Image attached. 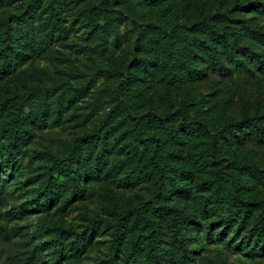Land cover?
Returning a JSON list of instances; mask_svg holds the SVG:
<instances>
[{
    "label": "rangeland",
    "instance_id": "1",
    "mask_svg": "<svg viewBox=\"0 0 264 264\" xmlns=\"http://www.w3.org/2000/svg\"><path fill=\"white\" fill-rule=\"evenodd\" d=\"M32 1L0 0V49L52 23L51 14L63 32L21 67L25 73H0V264H51L59 229L74 248L76 235L94 230L90 245L68 252L61 264H109V223L153 195L147 162L125 147L145 141L165 149L166 169L183 170L173 183L187 188L189 196H169L167 203L191 216L188 231L198 243L189 245V264H264V254L250 253L249 224L221 226L226 204L206 214L199 210L213 192L224 203L238 197L264 205V187L243 169H264V139L234 129V138L217 139L214 156L210 148L211 138L230 121L264 112V71L247 58L252 52L264 60V0H107V11L94 18L89 11L104 0ZM217 15L224 20L213 28L235 46L233 58L200 24ZM207 48L216 51L224 72L212 69ZM184 61L203 71L201 76L188 77ZM127 73L139 81L121 92L117 85ZM179 112L186 122L203 124L208 136L196 134L176 145L160 129L146 128L141 135L135 129L142 116L176 113L181 119ZM14 113L18 132L11 141L4 129ZM102 123L99 173L80 169L77 194L69 177L60 178L65 192L43 208L49 169L71 157L74 143ZM8 142L11 155L3 150ZM95 158L96 152L92 162ZM253 208L254 216H264V208ZM204 223L212 225V241ZM126 232L122 252L134 239L133 231ZM164 250L172 251L166 237ZM118 261L125 264L122 255Z\"/></svg>",
    "mask_w": 264,
    "mask_h": 264
},
{
    "label": "trees",
    "instance_id": "2",
    "mask_svg": "<svg viewBox=\"0 0 264 264\" xmlns=\"http://www.w3.org/2000/svg\"><path fill=\"white\" fill-rule=\"evenodd\" d=\"M34 4L36 1H32ZM109 1L104 0L98 7L92 8L89 11V17L94 18L101 15L102 12L107 11ZM244 10L246 7H240ZM254 11H250L249 14H253ZM53 21L50 24L44 25L35 33L26 32L21 34L15 39V42L6 44L4 48L0 49V73L6 70L15 74H23L26 69H21L29 60L41 56L47 47L49 39L57 34L60 36L63 30L57 23L58 19L54 14H51ZM50 18V17H49ZM224 20V16H206L200 24L206 32L208 38L214 42L215 46L221 50L228 58H233L235 46L228 43L225 36L219 34L214 28L213 23ZM231 23H242L241 21L228 20ZM51 26V27H50ZM7 41V40H6ZM208 57L210 59V65L213 70L224 72L226 69L218 61L216 51L210 52V49H206ZM247 58L257 64L261 71H264V60L255 53L250 52ZM137 62H132L135 66ZM188 61H184L183 66L185 73L188 77L196 78L201 76L200 72L194 69H190ZM139 79L136 76L126 74L125 79H122L117 89L121 92L131 91L136 82ZM181 119H178V115L166 114L156 117L155 115L142 116L141 122L135 124V129L139 135H141L146 128L160 129L164 131L165 135L176 145H181L183 140L189 137H194L196 134H206L208 131L203 124L196 121L186 122L182 112H179ZM18 113H14L12 120L5 126L6 131L10 136H13L11 141L16 140L18 132ZM264 112L257 111L252 117L242 116L239 121H230L229 124L222 128L220 132L216 133V138H211L210 148L212 154L220 148L218 140H227L228 137H235L233 134L234 129L241 131H248L255 137L264 139ZM104 126V123L100 124L89 135L78 139L73 146L71 157L62 160L56 164L55 168H50L48 171L47 185L44 192L41 194V206L45 209L50 207L53 202V196H58L65 192V188L62 183L59 182L60 178L69 177L74 193L77 194L81 191L78 180V173L80 169L93 170V174L99 173V163L101 159V151L98 150L100 144V131ZM84 142V143H83ZM82 143V144H81ZM139 143V141H138ZM103 146V145H102ZM101 146V148H102ZM127 154L133 157H140L145 159L149 168L148 173L153 178V195L149 201L140 204L137 207H131L124 212V214L116 221L109 223L111 229L112 243L109 254V264H121L118 261L119 255H122L125 264H189L191 261L189 255L191 251L189 249L190 244H196L198 241L191 236L188 231V226L191 224V216L185 214L184 211L177 207L171 206L167 203L169 196H176L185 194L189 196V191L185 187L176 186L173 183V178L179 177L182 169H166L161 163V158L165 149L157 144H147L145 141L141 147L134 145H125ZM4 152L11 155L12 147L8 142L7 146L3 148ZM96 152V158L92 162V156ZM1 164V163H0ZM244 174L255 179V181L264 187V169L260 170L255 167L243 168ZM1 171V165H0ZM188 173V171H186ZM1 186V185H0ZM1 188V187H0ZM71 196H76L71 194ZM54 204V202H53ZM228 206L227 214L219 218L221 226L224 230H228L231 227L237 229L244 228L249 224V235L253 240V247L250 253L253 255L264 254V216H254V208H264L262 202H249L243 201L238 197H235L234 201L222 202L219 200L218 195L213 192L208 198L200 202V208L202 214L210 212L214 207L219 205ZM22 215V213H18ZM134 232V239H132L128 245L124 246V252H122V245L126 241L127 232ZM204 229L207 233V240L212 241V225L204 223ZM92 232L76 235L74 243L76 247H73L72 242L65 244L64 237H62V231L56 230V238L58 241L57 251L52 255L51 264H61L63 260H68V252L77 253L81 248L82 251L86 246L90 245L92 239ZM70 234L69 232H66ZM65 233V234H66ZM66 234V235H67ZM165 237L171 244V250H164ZM65 240H67L65 238ZM65 247H68L66 251ZM66 258V259H65ZM29 264V261L26 262Z\"/></svg>",
    "mask_w": 264,
    "mask_h": 264
}]
</instances>
